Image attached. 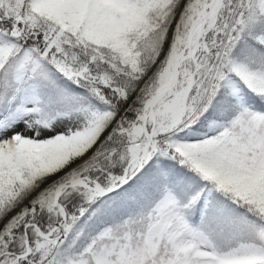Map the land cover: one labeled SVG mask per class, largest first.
Returning a JSON list of instances; mask_svg holds the SVG:
<instances>
[{
	"label": "snow or ice",
	"instance_id": "6c2138e0",
	"mask_svg": "<svg viewBox=\"0 0 264 264\" xmlns=\"http://www.w3.org/2000/svg\"><path fill=\"white\" fill-rule=\"evenodd\" d=\"M0 264H264V0H0Z\"/></svg>",
	"mask_w": 264,
	"mask_h": 264
}]
</instances>
